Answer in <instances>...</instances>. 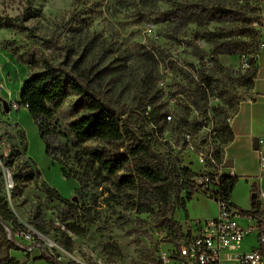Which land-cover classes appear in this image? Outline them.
Masks as SVG:
<instances>
[{
	"label": "rangeland",
	"instance_id": "rangeland-1",
	"mask_svg": "<svg viewBox=\"0 0 264 264\" xmlns=\"http://www.w3.org/2000/svg\"><path fill=\"white\" fill-rule=\"evenodd\" d=\"M262 1L0 0V22L16 19L20 26L7 28L0 23V191L23 225L20 231L29 230L33 236L12 235L13 247H0L3 264L11 257L26 264H157L161 252L174 250L184 242L187 232L193 230L192 220L206 219L218 207L215 200L201 193L187 198L186 190L177 198L174 209L155 206L146 213L120 203L123 196L109 197V190L117 193L112 186L114 179L106 175V180H97L96 173L84 172L75 157L83 148L109 147L99 141L80 144L71 133L70 123L84 111L76 105L77 95H69L53 118L42 119L48 130V147L29 110L24 106L13 108L18 105L25 80L40 69L38 63L29 65L28 60L44 58L68 69L79 61L76 73L97 97L125 113L133 130L144 125L161 157L177 158L197 172L201 168L197 157L184 147L187 125L183 118L193 120L205 116L210 107L228 106L229 96L240 100L249 95L244 85L250 68L244 66V58L249 55L221 53L218 44L235 38L233 30L244 20L263 18ZM253 25L260 28L256 20ZM210 32L224 38L209 39ZM207 75L216 86L212 91L215 97L202 98L197 104L195 99L206 84L202 78ZM256 77L261 86L264 71ZM162 82L168 84L169 94L162 91ZM152 110L155 127L148 121ZM16 149L39 171L35 182L19 190L14 189L12 170L1 158ZM254 150L240 155V161L247 164L237 172L232 192L234 203L243 212L252 210V195L258 193L260 185L254 153L260 151ZM259 155L264 158V150ZM43 182L78 203L82 211L86 207L92 210L93 221L85 234L68 233L73 251L61 245L63 204L47 197ZM262 183L264 186V179ZM182 197L187 199L186 208L180 206ZM258 200L264 210V199L258 195ZM239 223L243 227L257 226L258 218L251 220L246 215L239 218ZM177 224L184 236L175 229ZM36 225L44 227L45 233ZM258 237L256 230L245 237L243 244L251 249L259 244ZM250 240L252 244H248ZM109 242L120 247L119 256L104 252ZM42 255L50 256L54 263Z\"/></svg>",
	"mask_w": 264,
	"mask_h": 264
},
{
	"label": "trees",
	"instance_id": "trees-1",
	"mask_svg": "<svg viewBox=\"0 0 264 264\" xmlns=\"http://www.w3.org/2000/svg\"><path fill=\"white\" fill-rule=\"evenodd\" d=\"M205 11V10H204ZM259 22L260 28L253 25ZM16 19L1 20V24L7 28H19ZM263 18H249L244 20L243 24L234 28L232 35L235 38L227 39L219 43L221 53L247 54L251 57L259 51L261 44V26ZM217 35V36H214ZM209 39H223V34H207ZM248 38L249 40H243ZM38 63L39 70L33 72L25 80L22 87L19 100V107L27 106L30 114L38 121V128L46 146L48 130L44 127L42 119H51L55 115V110L59 108L69 95H77V106L84 111L75 120L70 123V131L78 143L86 142H105L108 148H83L76 153V159L84 168V172L96 173L97 180H106V175L113 178L112 186L116 194L109 190L110 196H123V201L127 207L136 208L141 213L153 211L155 206L175 208L177 198L186 190L187 198L195 193L193 186V177L195 172L189 166L182 165L177 158L162 157L154 150L152 134H149L144 125L139 126L137 131L133 130L131 123L121 113L97 97L92 89L83 83V79L76 73L79 61L72 66V69L53 65L44 58L28 60V64ZM250 68L245 74L244 85L248 89L254 87L255 78L258 73V60L250 59ZM201 87L199 98L195 103L199 104L200 99H208L209 92H212L216 86L212 85L211 76H205ZM163 91V90H162ZM195 93V92H194ZM246 99V98H245ZM244 99H237L229 96L228 106L215 107L214 117L217 122V128L220 131L219 139L215 143L217 159L220 163L225 159V146L234 139V132L226 122L229 115H234L239 108L240 102ZM190 107V106H189ZM234 110L232 114L230 111ZM154 113L152 110L148 116V121L154 124ZM188 130L197 132L201 128V122L197 119L191 120L186 116L183 118ZM184 138V134H183ZM16 156V157H15ZM4 165L12 170L14 189L19 190L27 187L28 184L35 182L39 175L34 162L31 159H23L22 153L16 149L9 156L1 157ZM122 172L121 175L119 173ZM69 179V174H66ZM238 181V177L226 176L223 189L227 197L231 194ZM43 189L48 198L58 200L63 206L60 208V219L65 230L61 232V245L69 251H73V242L68 233L83 235L86 233L87 226L92 223V210L90 207L83 208L78 203L65 198L58 189L47 182H43ZM252 210L244 211V214L251 215L261 219V203L258 200V194L253 192ZM106 199H110V198ZM187 199H180V206L186 208ZM262 220V219H261ZM6 226L19 232L23 225L18 222V218L11 211L9 201L0 191V247L10 249L13 247L12 239L8 237ZM36 229L45 233V228L36 225ZM180 236H184L182 227L177 224L175 228ZM189 230L186 237L191 236ZM180 246V244H178ZM104 252L109 256H119L120 247L113 242L104 245ZM50 262L54 259L50 256L42 255ZM0 264H3L0 261ZM5 264H26L23 260H17L11 257ZM159 264V261L157 262Z\"/></svg>",
	"mask_w": 264,
	"mask_h": 264
},
{
	"label": "built area",
	"instance_id": "built-area-1",
	"mask_svg": "<svg viewBox=\"0 0 264 264\" xmlns=\"http://www.w3.org/2000/svg\"><path fill=\"white\" fill-rule=\"evenodd\" d=\"M258 52L251 57L244 58V66H250V59L258 60L260 50L264 48V42H261ZM162 90L169 94L168 84L162 82ZM179 95H183L179 93ZM215 95L209 92L208 99ZM188 105H191L186 100ZM27 108V106H24ZM14 109L20 108L14 105ZM214 108L210 107L205 116H197L196 119L201 122V128L197 132L188 130L184 133V147L190 155H195L201 168L193 177V186L195 192L201 193L215 200L218 204V214L206 219L192 220L193 230L189 237H186L180 246L174 250L163 251L159 257V264H264V221L258 218L257 226L249 225L243 227L239 223V218L246 216L242 210L227 197L223 189L226 176H234V167H225L226 158L220 163L216 156L215 143L219 139L220 131L217 128V122L214 117ZM234 115H229L226 122L231 125ZM168 119L173 120L172 115L168 114ZM259 151L262 154L264 150V138L259 139ZM260 185L258 195L264 199V158L259 160ZM227 170V172L225 171ZM249 219L255 217L247 215ZM8 236L22 234L24 237L33 239L29 230L14 232L13 229L6 226ZM259 230V244L251 249L241 247L245 237Z\"/></svg>",
	"mask_w": 264,
	"mask_h": 264
},
{
	"label": "crops",
	"instance_id": "crops-1",
	"mask_svg": "<svg viewBox=\"0 0 264 264\" xmlns=\"http://www.w3.org/2000/svg\"><path fill=\"white\" fill-rule=\"evenodd\" d=\"M261 11L263 16V24L261 26V42H264V1L261 3ZM262 71H264V48L260 50L258 58V76ZM241 110L244 112V115L240 114ZM231 127L234 132V139L225 146L224 156L226 159L233 160V167L236 175L237 172L243 170L244 165L247 164L240 161V155L242 152H249L254 149L253 141L256 137L259 139L264 138V83L261 86L259 85V77L255 78L254 87L249 90V95L246 99L240 102L238 111L233 116ZM254 153L257 155V165L259 168L260 152L255 151ZM225 171L227 172V170ZM257 179L260 180L259 176H257ZM231 200L233 201L232 194ZM203 210L206 211L205 209ZM217 214L218 207L216 213H209L206 217H214ZM261 217L264 221V210H262ZM250 243L251 240L248 244ZM246 245L242 242L241 247L243 249H247L248 245ZM225 264L230 263L227 262Z\"/></svg>",
	"mask_w": 264,
	"mask_h": 264
},
{
	"label": "water",
	"instance_id": "water-1",
	"mask_svg": "<svg viewBox=\"0 0 264 264\" xmlns=\"http://www.w3.org/2000/svg\"><path fill=\"white\" fill-rule=\"evenodd\" d=\"M259 138H255L254 139V141H253V148L255 149V150H259ZM233 160L232 159H227L226 160V162H225V167H232L233 166ZM74 201L75 200H77V198L76 197H74V199H73Z\"/></svg>",
	"mask_w": 264,
	"mask_h": 264
}]
</instances>
